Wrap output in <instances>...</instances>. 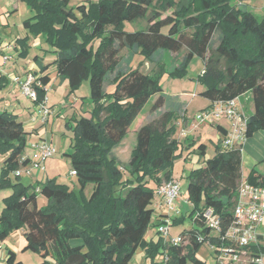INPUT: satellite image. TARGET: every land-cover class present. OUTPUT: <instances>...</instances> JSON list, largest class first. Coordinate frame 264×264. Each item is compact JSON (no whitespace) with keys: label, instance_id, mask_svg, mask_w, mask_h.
Returning <instances> with one entry per match:
<instances>
[{"label":"trees","instance_id":"1","mask_svg":"<svg viewBox=\"0 0 264 264\" xmlns=\"http://www.w3.org/2000/svg\"><path fill=\"white\" fill-rule=\"evenodd\" d=\"M21 1L32 13L23 21V29L33 38H42L54 56L52 63L33 74L40 85L35 87V104L45 99L46 71L54 66L57 76L67 80L69 93L88 82L93 107L90 117L72 118L71 153L63 154L70 158L80 185L77 192L52 179L24 185L15 176L17 180L10 183L8 174L26 164L19 162L31 133L23 129L17 115L0 112V154L5 155L0 189H12L0 212V243L11 231L24 229L22 251L38 253L43 258L39 264H130L138 248L150 264H157L153 260L159 253L166 257L160 264H186L187 259L203 264L194 257L202 244H208L214 255L215 248L227 244L220 237L234 221L242 181V145L223 149L227 130L220 121L212 123L220 135L216 155L186 175L189 214L170 218L174 225L188 217L191 228L179 235L182 241L176 246L157 232L154 240L146 241V231L160 224L153 219L155 191L173 180L171 165L179 148L173 138L175 123L181 119L186 125L188 120L184 105L176 98L170 101L159 85L165 66L158 63L156 71L149 74L130 64L136 55L155 64L160 52L181 54L180 61L170 68L172 76L180 77L189 61L199 58L203 68L197 79L202 88L198 96L209 102L203 110L250 94L253 112L246 116L247 139L264 130V17L257 19L247 9L249 0ZM140 21L145 22L143 28L124 30L125 23ZM95 38L96 48L92 45ZM27 40L19 41L22 56L27 54ZM123 50L125 59L121 58ZM153 97L152 110L162 109V114L137 126L135 145L122 166L113 151ZM204 151L205 145L199 144L197 152L202 156ZM245 181L264 187V174L252 169ZM87 184H92L88 198L82 193ZM39 195L46 200L41 208L37 205ZM206 209L218 218L219 232L207 228L202 217ZM251 250L264 254L262 244ZM5 262L22 264L10 249Z\"/></svg>","mask_w":264,"mask_h":264},{"label":"rangeland","instance_id":"2","mask_svg":"<svg viewBox=\"0 0 264 264\" xmlns=\"http://www.w3.org/2000/svg\"><path fill=\"white\" fill-rule=\"evenodd\" d=\"M15 0H10L9 2L12 4ZM81 0H74L73 4L79 3ZM178 1V0H174ZM5 0H0V39L4 42H9L12 44L14 42V38L18 35L21 36L22 23L24 20L31 16V10L27 6L26 2L18 0L17 2V11L14 13H5L6 11H10L11 9H5L3 7ZM247 9L254 14L257 19H261L264 17V0H249L247 3ZM145 26L144 21H140L135 23L134 25L131 23L124 24V30L126 32H132L138 28H143ZM24 32V31H23ZM29 35V34H27ZM29 38L33 40L38 39L42 41L43 39L40 37L33 38L29 35ZM92 45L94 48L98 46V39L95 38L92 41ZM46 46V44H45ZM48 48V46H46ZM34 53V52H33ZM127 56V52L123 50L121 52V58L125 59ZM181 54H173L168 52H160L157 55V62L155 64H150L144 61L143 56L136 55L132 58L130 66L133 68H138L143 73L152 74L156 71L158 63L165 66V70L160 75L159 85L162 89L163 94L170 99L177 98L176 95H184V100H186V111L184 117L188 120L186 125H183L181 119H178L175 123V131L173 138L179 142V148L175 152V159L171 165V175L174 180L179 182L180 186V194L176 201L173 203V210L169 211L166 206H163L161 209L157 207L158 199H154L153 201V209L154 215H169V218H179L183 215L189 214L191 211V205L187 203L186 200V186H187V173L200 166L204 161L208 159H212L216 155L215 146L217 144V130L214 124L207 122L204 124H199L196 130L188 133L189 137L186 138L183 136V131L186 130L189 125V120L195 118L197 114L201 112L207 105L208 101L205 98H202L198 95H193V97H188V94L191 93L192 85L198 84V77L201 74L203 64L202 61L193 57L186 68V73L180 77H174L170 74L174 65H176L181 58ZM21 64L23 61H20ZM7 64H11L8 62ZM33 75V73H32ZM48 92L50 94L53 93V90L49 89ZM60 95L61 93L58 92ZM74 98L78 100L77 112L80 116H84L87 113V116H91L92 111V103L89 100V88L88 82H83L74 92ZM56 99H58L56 97ZM155 98H150L147 104L143 107L138 118L131 124L128 133L123 140L121 146L116 147V156L119 159L121 165H125L128 162L130 152L135 145V137H136V128L139 124L143 122L146 124L151 120L159 118L161 116V110H157L156 112L152 110L153 105L155 103ZM243 100V99H242ZM173 102L175 100H172ZM31 103V102H30ZM85 112V114H84ZM73 108L66 106L64 108H60V119L57 123L56 131L55 129L52 131L54 138L53 141L50 142L49 139L46 141L48 144L56 148V154L47 159L44 163V175L45 178L39 180V183H43L47 179L54 180L57 184L64 185L68 188L69 191L77 192L80 190V185L75 176L70 173L73 172V167L71 165L70 158L64 156L63 154L71 153V143L73 138L72 129L75 126V121L72 119ZM34 118L38 119V116L33 112ZM85 117V116H84ZM34 123V121H32ZM60 124V125H59ZM67 125L70 127L68 128ZM72 128V129H71ZM48 129V128H47ZM50 133V129L48 130ZM33 136L31 133L29 137ZM246 140H249V144L247 145V149L243 147V154L248 157L254 156L264 158V130H258L252 134V136L248 137ZM199 144L205 145L204 154L201 156L197 152V146ZM246 156V157H247ZM5 159V155L0 154V168L3 160ZM254 169L258 174H264V160L256 161L255 166H251L246 162L242 163V171L241 174L245 178L249 174V172ZM123 172L124 179L127 177L125 172ZM1 175V170H0ZM33 175V172H32ZM8 178L10 183H13L17 180L13 172L8 174ZM243 179V178H242ZM19 180L24 185L33 184V180L28 175L22 173ZM149 186H153L150 182ZM92 191V184H87L83 190V195L88 198ZM12 193V189L10 187H5L0 189V212L3 208V200L10 196ZM192 221L190 218H186L183 223L172 224L169 226L168 235L170 237L180 235L186 228L191 226ZM149 231L147 235V241H150L151 237L156 238L157 227L151 226L145 233ZM24 229L13 230L9 233L5 242L0 243V264H6V254L7 250L13 247V251L15 252L16 260L21 262L22 264H39L43 258L35 252L32 251H22L25 246V240L23 237ZM150 237V238H149ZM264 246V240L262 242ZM12 250V249H10ZM194 257L203 264H218L215 260L213 249L208 244H202L199 249L196 251ZM163 260V255L159 253L153 260V262L160 264ZM130 264H150L149 260L145 257L144 251L142 248H138L135 252ZM186 264H195L192 259H187Z\"/></svg>","mask_w":264,"mask_h":264},{"label":"built area","instance_id":"3","mask_svg":"<svg viewBox=\"0 0 264 264\" xmlns=\"http://www.w3.org/2000/svg\"><path fill=\"white\" fill-rule=\"evenodd\" d=\"M18 86L20 94L31 102L32 111L42 123H46L52 114V110L46 106L45 99L41 103L35 104L37 100L35 87H40L36 77L32 74H25L18 80ZM222 120L230 123V129L222 140L223 149L242 145L245 141L246 115L239 98L228 102L214 103L209 109L202 110L194 118L198 124L215 123ZM26 149H28L29 154H24L19 162L20 164L26 162V164L21 165L13 172L16 177H20L22 173L30 176L33 171H44L45 161L56 154V148L44 140L28 142ZM70 174L74 176L75 172ZM179 194V182L172 180L163 183L156 189L155 198L169 211H172L174 209L173 203ZM233 215V223L220 237V240L227 242V244L215 248V260L218 264H264V254L254 253L251 250L252 246H258L264 240V187L252 186L242 179L237 190V202ZM202 217L210 231L219 232L220 222L211 209H206ZM159 223L157 233L166 241L169 226H171L169 215L160 217ZM181 241L182 238L178 235L170 238L168 244L176 246ZM162 261H166L165 256H163Z\"/></svg>","mask_w":264,"mask_h":264},{"label":"crops","instance_id":"4","mask_svg":"<svg viewBox=\"0 0 264 264\" xmlns=\"http://www.w3.org/2000/svg\"><path fill=\"white\" fill-rule=\"evenodd\" d=\"M9 1L10 0H5L3 7H6L5 9H11V10L6 11L5 13L16 12L18 0L13 1L12 4ZM21 28L24 32L21 31V36L17 35L14 38L15 40L12 44H10L9 42H4L3 40L0 39V77H3L2 78L3 88L0 90V112L6 111L14 115H17L19 121L23 125V129L26 132L33 134V136L28 138V142H34L38 140L47 141L48 139L50 142H52L54 138L52 131L54 129L56 131L55 127L57 126V123L60 122L59 121L61 115L60 108H64L66 106L73 108L72 117L73 119L78 118L80 116V114H78L77 112L78 100L73 99L75 94L69 93V86L67 80H61L57 76L55 67L50 66L46 71L49 77V82L44 87V89L46 91L45 104L52 110V114L48 117L46 123H42L39 118L38 119L34 118V114L32 111V104L30 103L29 100L24 98L19 92L18 80L21 77H23L25 74L38 73V71L42 66L48 65L54 61V56L48 53L49 48L46 47L47 45L45 46V44H43L42 41H39L38 39L32 41V39L29 38V35H27V31L24 30L22 26ZM26 37H28V40L26 42V46L28 47V50L26 56H22L21 54L22 49H20L19 41ZM20 61H23L22 64ZM8 62H11V64L10 65L7 64ZM49 89L53 90L52 94L48 92ZM201 90L202 88L199 85L196 84L192 85L191 93L188 94V97H193V95H198V93H200ZM58 92H60L61 94L59 95ZM176 96H177L176 98L177 102L183 104L185 107L186 100H184L183 98L184 95L181 94ZM56 97L58 99H56ZM239 101L241 103L245 115L247 116L249 114H252L253 106H252L250 94L246 93L245 95L241 96L239 98ZM184 109L186 111V107ZM84 116L88 117L87 113ZM32 121H34V123H32ZM141 124H143V122ZM219 124L222 125L227 130V132L229 131L230 123L228 121L222 120L219 122ZM140 125H138V127ZM197 126H199V124L196 121H194L193 119L189 120V125L187 126V129L182 130L184 132L183 136L189 137L188 133L195 131ZM49 129L51 130L50 133L48 131ZM217 136H218L217 140H219L220 135L218 132H217ZM248 142L249 140L245 139V141L242 143V150H241L242 163L246 162L251 166H255L256 161L257 162L263 161L264 158H261V156H258L257 158L252 156L251 158L248 157L247 155H244L243 147L247 149V145L249 144ZM122 143L123 141L120 143L119 146H121ZM113 153L116 156L115 154L116 148L114 149ZM24 154L26 155L29 154L28 149L25 150ZM241 171H242V166H241ZM44 172L45 169L44 171H33V175L31 174L29 177H31L33 183L38 182L39 180L45 178ZM242 178L243 180H245L246 177L244 178L242 176ZM45 204H46L45 198L39 195L37 197L38 207L41 208L45 206ZM157 207L159 209L163 207L160 201H158ZM161 214H163V212L160 213L159 215H154L153 219L159 220ZM180 214L182 215V213ZM190 228L191 226H189L185 230H189ZM148 234L149 231L144 236L146 241L149 240L147 239ZM170 238H174V236L170 237L168 235V238L165 242L168 243ZM154 239H155L154 237L150 238V240H154ZM10 249H12L11 251H13V247H11Z\"/></svg>","mask_w":264,"mask_h":264}]
</instances>
